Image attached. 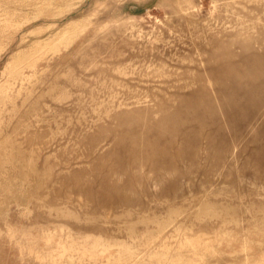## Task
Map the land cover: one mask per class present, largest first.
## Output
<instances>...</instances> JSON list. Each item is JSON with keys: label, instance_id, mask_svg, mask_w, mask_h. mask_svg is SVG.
Returning a JSON list of instances; mask_svg holds the SVG:
<instances>
[{"label": "rangeland", "instance_id": "rangeland-1", "mask_svg": "<svg viewBox=\"0 0 264 264\" xmlns=\"http://www.w3.org/2000/svg\"><path fill=\"white\" fill-rule=\"evenodd\" d=\"M0 264H264V0H0Z\"/></svg>", "mask_w": 264, "mask_h": 264}]
</instances>
